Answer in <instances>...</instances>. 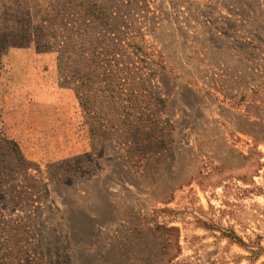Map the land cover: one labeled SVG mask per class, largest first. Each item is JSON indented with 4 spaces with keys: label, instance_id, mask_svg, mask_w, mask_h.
Returning <instances> with one entry per match:
<instances>
[{
    "label": "rangeland",
    "instance_id": "obj_1",
    "mask_svg": "<svg viewBox=\"0 0 264 264\" xmlns=\"http://www.w3.org/2000/svg\"><path fill=\"white\" fill-rule=\"evenodd\" d=\"M167 237L264 264V0H0V261L154 264Z\"/></svg>",
    "mask_w": 264,
    "mask_h": 264
},
{
    "label": "trees",
    "instance_id": "obj_2",
    "mask_svg": "<svg viewBox=\"0 0 264 264\" xmlns=\"http://www.w3.org/2000/svg\"><path fill=\"white\" fill-rule=\"evenodd\" d=\"M167 229L177 231L176 230L177 228L175 227H171ZM228 237L231 240L237 241L242 245L244 244V242H242L240 238H238V236L234 232H230ZM160 250L163 253V256L155 260L154 264H172L174 260L180 255L181 250H182L179 238L177 237L174 240V242L172 241L171 237L163 238V241L160 244ZM262 251H264V248H262L261 246H258L256 250L254 249L250 250L251 256L249 257V259L254 260L258 258V256L260 255ZM0 264H30V263L27 262V260L23 261V259L20 257H17V258L15 257V260L13 259L10 261L5 260L4 262L0 261Z\"/></svg>",
    "mask_w": 264,
    "mask_h": 264
}]
</instances>
